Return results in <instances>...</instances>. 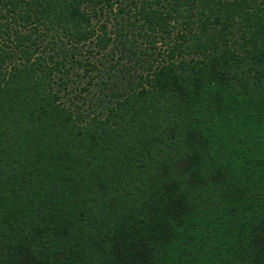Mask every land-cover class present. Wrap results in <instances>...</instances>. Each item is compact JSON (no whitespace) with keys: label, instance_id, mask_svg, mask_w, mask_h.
Instances as JSON below:
<instances>
[{"label":"trees","instance_id":"trees-1","mask_svg":"<svg viewBox=\"0 0 264 264\" xmlns=\"http://www.w3.org/2000/svg\"><path fill=\"white\" fill-rule=\"evenodd\" d=\"M0 264H264V0H0Z\"/></svg>","mask_w":264,"mask_h":264}]
</instances>
